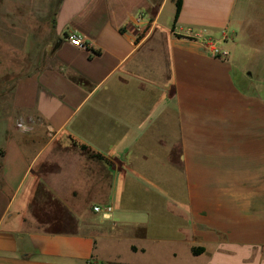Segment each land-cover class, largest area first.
I'll return each instance as SVG.
<instances>
[{"label": "crops", "instance_id": "obj_1", "mask_svg": "<svg viewBox=\"0 0 264 264\" xmlns=\"http://www.w3.org/2000/svg\"><path fill=\"white\" fill-rule=\"evenodd\" d=\"M37 3L55 34L0 131V264H152L158 243L264 264V0H183L175 29L176 0Z\"/></svg>", "mask_w": 264, "mask_h": 264}, {"label": "rangeland", "instance_id": "obj_2", "mask_svg": "<svg viewBox=\"0 0 264 264\" xmlns=\"http://www.w3.org/2000/svg\"><path fill=\"white\" fill-rule=\"evenodd\" d=\"M2 1H8L10 6L9 11L6 12L2 11L0 6V131L1 128L8 127L11 122L10 110L12 109L9 106L16 81L24 74L34 72L46 60L51 49L48 42L53 39L55 34L52 26L54 13L48 10H40L37 3L38 0H32L31 3H29L30 0H0V5ZM45 1L47 3L46 8H48L50 0ZM167 12L166 8L165 14ZM169 16L167 15V20H171ZM2 22H5V25ZM154 170V177L160 180V170ZM139 188L138 194H143L141 190L145 192V189L141 186ZM152 190L151 194L156 195L155 192L160 191V188H153ZM147 193V195L150 194L149 192ZM156 206L154 204V207ZM134 210L136 218L142 217L141 213H144L145 204H138ZM156 213V216L154 215V222L159 229L160 211L157 210ZM105 227L106 229L114 228L118 231L130 228L125 226L115 227L112 220L108 221ZM121 246L120 244L119 247ZM163 254L164 251L158 243V246L154 247L153 253L150 255L152 264H167L165 258L161 257Z\"/></svg>", "mask_w": 264, "mask_h": 264}, {"label": "built area", "instance_id": "obj_3", "mask_svg": "<svg viewBox=\"0 0 264 264\" xmlns=\"http://www.w3.org/2000/svg\"><path fill=\"white\" fill-rule=\"evenodd\" d=\"M145 14L143 12H140L137 14V21H141L144 18ZM68 38L70 42L73 45L79 46V47H86L87 43L84 41L83 37L80 36L77 33H70L68 35ZM211 50L214 55L220 56V57H225L229 55V51L225 48L216 46V45H211ZM94 211L102 213L105 217H110L111 212H112V206H101V205H95L94 206Z\"/></svg>", "mask_w": 264, "mask_h": 264}, {"label": "trees", "instance_id": "obj_4", "mask_svg": "<svg viewBox=\"0 0 264 264\" xmlns=\"http://www.w3.org/2000/svg\"><path fill=\"white\" fill-rule=\"evenodd\" d=\"M182 4H183V0H176V11H175V15H174V22H173V29H175V24L176 22L178 21L179 19V16H180V13H181V10H182ZM80 148L82 150H89V146L86 145V144H81L80 145ZM99 157H101L100 154H95ZM203 248H200V249H194V252L195 253H199L200 250H202Z\"/></svg>", "mask_w": 264, "mask_h": 264}]
</instances>
